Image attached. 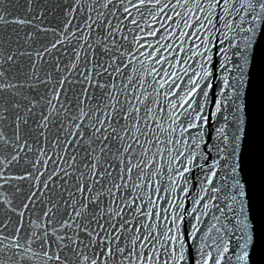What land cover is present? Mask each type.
Wrapping results in <instances>:
<instances>
[{"label": "snow or ice", "instance_id": "obj_1", "mask_svg": "<svg viewBox=\"0 0 264 264\" xmlns=\"http://www.w3.org/2000/svg\"><path fill=\"white\" fill-rule=\"evenodd\" d=\"M206 3L205 10L199 0L190 6L177 0L182 8L206 13L202 18L187 11L165 17L177 31L181 23L188 29L180 32L181 41L194 36L201 41L197 49L203 48L193 52L199 59H192L191 72L181 68L183 77L171 73L186 80L189 100L181 139L168 143L186 149L177 150L175 159L185 183L193 172L201 178L191 203L203 205L204 211L197 215L182 201L168 223L169 217L152 208L150 200L145 204L148 198L141 194L149 182L142 165L150 163L141 137L151 143L153 110L147 93L137 87L144 86L143 77L137 79L128 69L136 71L134 52L144 56L141 48H153L140 44L143 38L135 34L145 31L146 16L155 23L176 5L0 0V264H247L253 226L233 161L245 71L264 31V0ZM147 31L159 37L157 45L168 38L162 35L168 32L165 25ZM200 32L208 35L201 38ZM147 55L156 63L167 62L158 48ZM151 72L158 74L155 67ZM176 80L171 88L183 89ZM214 89L211 117L219 123L209 143L205 111ZM153 139L160 142L154 134ZM182 191L185 199L192 196L187 187ZM204 192L211 205L201 198ZM210 209L205 222L202 217ZM150 218H163L164 224L148 223ZM236 234L235 249L227 255L226 238Z\"/></svg>", "mask_w": 264, "mask_h": 264}, {"label": "water", "instance_id": "obj_2", "mask_svg": "<svg viewBox=\"0 0 264 264\" xmlns=\"http://www.w3.org/2000/svg\"><path fill=\"white\" fill-rule=\"evenodd\" d=\"M44 0H36V3H43ZM62 2V0H48V3L55 4ZM197 2V0H179L181 4H188ZM203 3L205 10L207 9L206 0H199ZM238 2V0H237ZM25 4V0H10V4ZM161 7L164 4L176 5L173 11L172 7H169L157 16V22L153 23L150 17L146 16V23L142 22L141 27L145 28L144 32L137 31L135 34L142 37L140 44L151 43L153 48L143 47L140 51L145 53L144 56H140L139 52H134L137 59L133 61L136 71L133 73L131 67L128 69V74L134 75L137 79L143 77L144 86L140 87L139 92H146V103L153 110V115L149 120L150 135L148 140L151 143L144 142V137H141L144 143V148L148 149L146 157L150 163L144 168V172L147 174L149 182L141 189H137L138 192L148 199H145V204L151 201V207L156 211L161 212L163 215L169 217L168 223L171 222L170 218L175 212L181 211L176 205L180 202H184L185 206L192 209H197V215L201 211H204L203 205H192L191 201L195 197L196 193L200 191L199 180L201 179L193 172L188 177L187 183L183 178L180 163L175 159L177 150L186 151L183 144H177L175 147L168 143L169 139L180 141L183 128L186 126V121L181 124V120H184V113L188 111L186 104L189 97L185 95L188 85L185 79L176 80L171 73L176 72L181 77L183 73L180 72L181 68H189L192 64V59H199V57H193V52H202L203 48L197 49V45L201 43L200 40L194 36H190L181 41L178 37L180 32H188V29L184 28L183 23L179 25L180 31L176 30V24L166 20V16H174L175 13L183 14L188 12L193 18L199 16L203 17L206 13H201L199 10H193L191 7L182 8L177 4V0H160ZM179 19V17H176ZM187 19V17H185ZM115 23V21H113ZM237 23L239 21L237 20ZM161 25H165L168 28V32H163L162 35L167 36L166 40H160L159 45L156 44V40L159 37L153 38L148 35V29L160 31ZM244 27H248L247 24ZM10 31V29H9ZM196 31V29H193ZM171 33V35H170ZM129 40L132 39L133 33L128 32ZM201 38L208 35V33L200 32ZM121 43L126 42L121 41ZM170 47L169 51H164V47ZM164 46V47H161ZM135 49L136 45H132ZM159 49L161 55L167 58V62L161 61L156 63L155 58H149L147 53ZM187 57V63L184 62V58ZM67 59V57H65ZM140 61L143 63L141 64ZM155 67L157 73H152L151 69ZM195 67V65H192ZM162 69V70H161ZM191 72V68H189ZM168 73V75H165ZM195 79V77H193ZM119 81V77L117 78ZM176 80L178 84H184L183 89L171 88V83ZM171 88V91L169 89ZM131 91V89H130ZM179 93V95H177ZM123 99V96H121ZM145 99V97H141ZM215 89L213 95H210L209 102L206 106L205 115H208L209 122L205 130L209 133L206 138L209 143L214 141L215 133L214 128L218 125L219 121L211 117V112L215 111ZM195 101H193V105ZM143 109V105H140ZM143 110L141 115L143 116ZM227 114V113H226ZM241 116L242 123L240 124L239 133L240 140L235 145L234 163L237 166V175L240 179L242 187L245 189V196L242 198L244 203L245 213L249 217V221L252 224L253 231V243L248 249V261L247 264H264V31H262L255 44L254 54L252 56L250 65L245 71L244 83L242 85L241 94ZM152 121H155L153 123ZM143 126V121L141 122ZM223 127V123L219 125ZM231 131V129H230ZM153 134L159 143H156V139H153ZM186 140V136H185ZM139 152L140 149L138 148ZM135 162V161H134ZM186 163V161H185ZM211 160H209V164ZM15 171V169H14ZM139 183V181H137ZM183 187H187L192 192V196L185 199L186 193L182 191ZM207 187V185H206ZM159 189V191H155ZM208 193H201V198H204V203L211 205L213 201L206 199ZM159 197V199H157ZM172 201L171 205L167 201ZM163 206V207H161ZM239 208V204L236 205ZM167 210L166 212L164 210ZM145 211L148 209L145 208ZM207 213L202 220L207 222L211 219V215ZM219 215V213H217ZM148 223L152 224H164L163 218L154 219L150 218ZM195 223V221H193ZM238 235H233L231 238H226V243L229 244V253L231 255L235 249Z\"/></svg>", "mask_w": 264, "mask_h": 264}]
</instances>
